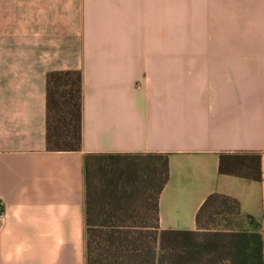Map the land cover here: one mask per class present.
<instances>
[{
	"label": "crops",
	"instance_id": "obj_1",
	"mask_svg": "<svg viewBox=\"0 0 264 264\" xmlns=\"http://www.w3.org/2000/svg\"><path fill=\"white\" fill-rule=\"evenodd\" d=\"M66 69L82 146L48 151L46 73ZM86 153L168 155L161 230H195L217 192L264 232V0H0V264H85ZM222 154L258 155L261 180Z\"/></svg>",
	"mask_w": 264,
	"mask_h": 264
},
{
	"label": "trees",
	"instance_id": "obj_2",
	"mask_svg": "<svg viewBox=\"0 0 264 264\" xmlns=\"http://www.w3.org/2000/svg\"><path fill=\"white\" fill-rule=\"evenodd\" d=\"M45 148L82 146V73H46ZM85 264H264L262 225L239 202L213 192L195 230L159 229V196L168 179L163 153L83 156ZM219 173L261 180L258 155H220Z\"/></svg>",
	"mask_w": 264,
	"mask_h": 264
},
{
	"label": "rangeland",
	"instance_id": "obj_3",
	"mask_svg": "<svg viewBox=\"0 0 264 264\" xmlns=\"http://www.w3.org/2000/svg\"><path fill=\"white\" fill-rule=\"evenodd\" d=\"M218 8V4H217ZM217 14L219 12L217 11ZM225 19L222 16L213 17L209 19L212 24V28L210 30L215 31V35H217V40H227V3L224 11Z\"/></svg>",
	"mask_w": 264,
	"mask_h": 264
}]
</instances>
